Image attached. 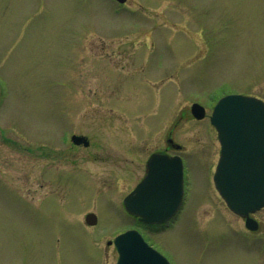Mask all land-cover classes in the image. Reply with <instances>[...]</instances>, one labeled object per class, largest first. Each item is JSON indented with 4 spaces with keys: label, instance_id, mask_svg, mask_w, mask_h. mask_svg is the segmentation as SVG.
Instances as JSON below:
<instances>
[{
    "label": "rangeland",
    "instance_id": "374dc122",
    "mask_svg": "<svg viewBox=\"0 0 264 264\" xmlns=\"http://www.w3.org/2000/svg\"><path fill=\"white\" fill-rule=\"evenodd\" d=\"M227 94L264 102V0H0V264H115L129 229L170 264H264V208L246 230L213 182ZM166 138L184 198L151 226L122 200Z\"/></svg>",
    "mask_w": 264,
    "mask_h": 264
},
{
    "label": "water",
    "instance_id": "95a60500",
    "mask_svg": "<svg viewBox=\"0 0 264 264\" xmlns=\"http://www.w3.org/2000/svg\"><path fill=\"white\" fill-rule=\"evenodd\" d=\"M191 112L197 119L205 114L197 104L192 105ZM210 122L217 130L221 144L214 175L215 187L228 208L245 219L246 228L255 230L257 224L249 214L264 207V103L241 95L224 96L216 103ZM82 139L72 137L75 144L81 143ZM162 160L168 162L157 156L149 158V173L124 200L126 210L144 223L159 224L169 220L181 204L180 160L177 158L175 164L170 162L174 164L175 172L172 171L166 180L154 173V167ZM86 222L95 224L96 218L88 215ZM113 244L118 252L116 264H169L136 230L118 235Z\"/></svg>",
    "mask_w": 264,
    "mask_h": 264
},
{
    "label": "flooded vegetation",
    "instance_id": "af4514ba",
    "mask_svg": "<svg viewBox=\"0 0 264 264\" xmlns=\"http://www.w3.org/2000/svg\"><path fill=\"white\" fill-rule=\"evenodd\" d=\"M111 1H113V0H111ZM114 2V1H113ZM170 138H166V143L168 144V148H165L164 150H161V151H157V152H152V153H159V154H163V155H167V156H174V155H176V152H174V151H172V150H175L176 149V145L175 144H173L172 142H170ZM169 148H171V149H169ZM152 153H150V155L152 154ZM149 155V156H150ZM148 156V157H149ZM148 159V158H147ZM147 159H146V161H147ZM146 161L144 162V164H145V172H146ZM144 175H145V173H144Z\"/></svg>",
    "mask_w": 264,
    "mask_h": 264
}]
</instances>
